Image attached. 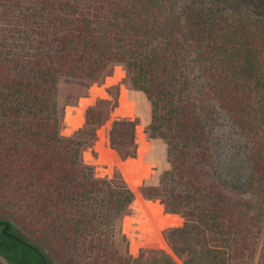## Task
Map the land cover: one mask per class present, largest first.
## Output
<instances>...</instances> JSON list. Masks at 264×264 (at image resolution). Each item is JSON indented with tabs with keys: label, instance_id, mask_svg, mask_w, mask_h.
Returning <instances> with one entry per match:
<instances>
[{
	"label": "trees",
	"instance_id": "16d2710c",
	"mask_svg": "<svg viewBox=\"0 0 264 264\" xmlns=\"http://www.w3.org/2000/svg\"><path fill=\"white\" fill-rule=\"evenodd\" d=\"M165 3L0 0V257L8 264L139 262L119 241L135 194L83 157L106 114L91 106L84 127L61 133L64 80H106L91 87L98 101L126 73L140 117L139 96L149 104L153 147L165 149V167L140 192L159 219L184 218L171 236L202 243L189 264H264V0H244L241 18ZM120 101L135 112L125 86ZM118 125L135 134L136 121L117 120L112 140ZM96 150L98 159L85 158L109 175V156L98 142Z\"/></svg>",
	"mask_w": 264,
	"mask_h": 264
},
{
	"label": "rangeland",
	"instance_id": "374dc122",
	"mask_svg": "<svg viewBox=\"0 0 264 264\" xmlns=\"http://www.w3.org/2000/svg\"><path fill=\"white\" fill-rule=\"evenodd\" d=\"M164 6H219L226 14L232 15L235 18H241L248 14L244 0H227L226 3H216L213 0H166ZM251 6L255 5L252 4ZM117 66L123 67L122 65ZM115 69L116 67L110 76H113ZM126 76L127 73L117 84L108 87L107 91L109 96L101 98L98 101L96 95L90 90L94 84L99 83L88 85L84 81L64 80L60 85V106L63 107L65 114L61 133L64 136H71L74 132L84 127L87 121V110L91 106H98V108L106 114V120L99 130H97L98 138L96 143L98 142L100 148L110 158L109 175H98V166L93 161H88L85 158L86 153H91L94 159L99 158V152L96 150V143L94 146H91L84 151V161L94 167L95 173L98 177L114 178L118 181H123L129 187L130 183H134L137 184L138 190H140V187L146 179L150 178L152 174H158L159 170L165 167V149L160 141L155 142V148L153 147V142L146 132V124L150 112L149 104L144 97L141 95L139 96V98H141V105L144 109V116L140 117L137 113L138 102L133 98L131 88L126 81ZM122 86H125L128 89L130 100H133L136 103V110L134 113H128L127 110L121 108L120 100ZM70 102H76V105L69 104ZM117 109L121 111L114 112ZM117 120L136 121L135 134H133L129 125H118L112 140L111 132L114 123ZM66 123H68V127ZM144 132L146 133L149 142L145 139ZM112 152H115L124 163L126 167L125 174L119 168L118 162ZM149 153L151 156L148 155ZM146 156L152 158L153 162H147ZM106 167L108 168V166ZM145 201L148 204L151 213L157 220L160 232L167 242L168 248H161L146 243V225L148 219L143 208H141L136 200H134L130 216H126L125 221L123 219L122 222V233L126 236V241L119 240L121 253L140 258L137 264H167V258H170L173 264H189V261L194 258V256H197V253L202 247V243L192 240L191 238L184 240L179 234L171 236L170 232L172 229L182 228L184 226V218L178 214L183 218V223L168 218H163L161 220L153 212L148 200L145 199ZM165 212L170 213L166 211V208ZM256 263L257 259L254 262L252 261L242 264ZM0 264L8 263L0 257Z\"/></svg>",
	"mask_w": 264,
	"mask_h": 264
},
{
	"label": "bare ground",
	"instance_id": "6f19581e",
	"mask_svg": "<svg viewBox=\"0 0 264 264\" xmlns=\"http://www.w3.org/2000/svg\"><path fill=\"white\" fill-rule=\"evenodd\" d=\"M67 127L69 126L68 123ZM113 155L115 156L117 162H118V166L119 168L122 170V172L125 174L126 173V167L124 165V163L122 162V160L118 157V155L115 152H112ZM130 187L133 191V193L136 194V202L137 204L143 208L145 215L147 216L148 222H147V232H146V243L148 245H154V246H158L161 248H168L167 242L165 241L163 235L160 232L159 229V225L157 223L156 218L154 217V215L151 213V210L148 206V204L146 203L144 197L142 196V194L139 192L140 190H138L137 184L134 183H130ZM125 221V219H124Z\"/></svg>",
	"mask_w": 264,
	"mask_h": 264
},
{
	"label": "water",
	"instance_id": "95a60500",
	"mask_svg": "<svg viewBox=\"0 0 264 264\" xmlns=\"http://www.w3.org/2000/svg\"><path fill=\"white\" fill-rule=\"evenodd\" d=\"M143 196V195H142ZM144 199H146V198H144ZM146 200H148V199H146ZM127 216H130V215H127ZM126 217V216H125ZM125 217H124V219H125Z\"/></svg>",
	"mask_w": 264,
	"mask_h": 264
}]
</instances>
